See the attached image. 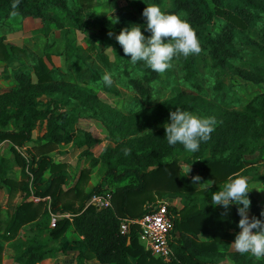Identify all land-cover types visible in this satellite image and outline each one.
Wrapping results in <instances>:
<instances>
[{
    "label": "trees",
    "instance_id": "trees-1",
    "mask_svg": "<svg viewBox=\"0 0 264 264\" xmlns=\"http://www.w3.org/2000/svg\"><path fill=\"white\" fill-rule=\"evenodd\" d=\"M211 1L214 4V10L211 9L207 0H174L173 8L165 12H187L189 14L187 22L195 28L197 37L209 49L214 60L224 63L225 54L233 50L235 30L247 29L254 25L258 18L263 20L261 17L264 15V0ZM77 2L83 8L89 9L94 5L95 0H77ZM13 3L14 0H0V21L12 14L45 20L49 17L48 8H58L71 18L70 20L77 28L82 29L81 24L75 21L80 11H71L68 0H20L15 9L12 7ZM214 15L224 21L221 29L215 32L212 31L211 21ZM262 25L260 31L264 40V21ZM83 31L86 33V29L83 28ZM109 32L113 33L111 38L108 35ZM101 33L103 42L109 39L116 41L115 36L120 33V29L102 28ZM240 38L244 43L258 45L248 37ZM260 48L264 51V43ZM14 53H24V50L3 44L0 39V60L9 59ZM95 57L106 68H111L105 53L97 52ZM33 71V74L28 70L16 73L14 79L17 88L0 94V143L3 140H9L12 143L10 148L14 153L15 162L22 168V172L30 175L31 180L29 188L27 181L18 183L8 177L7 170L0 159V181L8 185L10 191L18 187L24 192V200L15 207L14 211L11 213L8 211L7 217H0V264H2L3 249L1 242L16 239L19 230L27 224L29 228L23 231L25 238L15 240L19 251L13 256V260L17 264H45L49 252L64 251L63 234L69 225H72L75 233L81 237L74 243L79 261L82 258L94 257L101 264H130L128 257L131 256L134 258V264H165L140 245L134 225H131L125 234L120 232L119 226L123 218L133 219L143 215L147 211V203L154 199L152 195L154 191L160 195L166 193L191 195L195 192L207 191L205 188L198 189V185L193 183V177L196 175L190 178L183 176L174 153L183 150V146L180 144L170 146L165 138V129L161 127L148 131L136 139H123L114 147L106 148L100 157H95L91 149L99 143L100 139L94 137L87 129L79 128L80 121L94 117L100 119L109 134L117 132L125 135L133 132L130 126L137 122V119L130 121V115L121 114L110 105L103 103L95 93L85 91L66 81L63 78L64 72L49 68L41 58L34 64ZM238 73L245 79L260 82L264 76V67L253 65L251 70H239ZM84 74L87 83H96L99 79V73L94 67L87 66ZM154 75L153 71L142 77L128 78L125 84L131 87L133 93L145 95L148 90L143 81L151 80ZM115 81L116 85L119 84L117 80ZM102 86L106 91L115 89L113 85ZM73 100L77 102L76 107L65 110V106L71 105ZM78 107L87 108L91 111V115H86ZM250 110L254 113L243 114L237 111L220 110L215 115L218 123L210 140L202 142L198 152L191 153L192 157L201 161L197 175L202 178L200 183L212 180L215 183L213 187L221 188L230 175L243 167L245 162L242 160L243 155L257 151L255 147L249 150V139L252 134L249 132L255 131L253 137L264 134V108L252 107ZM252 114H257L261 123L251 125ZM36 120H42L41 125H44L45 131L35 141L38 145H33L32 149H26V156H23L15 150V145L24 146L26 142L32 141L31 134ZM10 122L17 129H7ZM77 131L80 132L79 135ZM42 139L46 142L40 144ZM69 142L80 150V158H90L92 165L98 162L104 164L105 173L111 176L112 181L119 182L122 178L133 175L126 183L115 185L113 190L103 187L102 183H97L84 193L78 187V182L83 178L85 171L81 169L78 171L79 174L77 173L76 183L66 187L70 179L66 163L53 160L48 153L57 144ZM125 149L130 150L129 155H125ZM207 149L210 155L204 158L203 153ZM229 149L231 150L228 155L216 156ZM166 156L171 158L163 162ZM118 164L124 165L121 171L116 168ZM41 177L47 178L43 184L38 183ZM261 179L264 183V175ZM106 191L111 192L110 207L98 208L93 204H87L93 194ZM31 194L40 198L48 196L51 204L55 201L62 202L64 197L70 196L79 200V203L75 205L73 201L62 202L59 207L52 209V212L68 213L69 218H59L54 227H49L50 213L45 202L41 200L35 203L33 200H28ZM145 195V199L141 200ZM249 198L254 204L255 199L250 193ZM171 211L174 213L172 209ZM237 214L234 205L227 211L222 207L207 206L198 210H194L193 206L184 209L181 219L173 220V228L182 229L180 226L186 224L188 227L181 230L178 238H170L169 245L173 256L169 264H219L218 257L223 252L218 250V242L235 240L236 237L235 233L225 232L222 226L224 224L230 226L232 218ZM189 223H197V225L190 227ZM45 229H47V237L41 239L39 235L44 233ZM198 232L212 235L211 243L209 245L197 243L195 238ZM60 237V245L52 248L50 244ZM212 250H215L214 254ZM228 254L236 264H261L253 257L240 255L238 252H228ZM213 255L216 256L213 257Z\"/></svg>",
    "mask_w": 264,
    "mask_h": 264
},
{
    "label": "rangeland",
    "instance_id": "rangeland-1",
    "mask_svg": "<svg viewBox=\"0 0 264 264\" xmlns=\"http://www.w3.org/2000/svg\"><path fill=\"white\" fill-rule=\"evenodd\" d=\"M207 2L211 9L214 10L212 1L207 0ZM68 3L71 11L75 12L76 8L79 7L80 15L75 21L81 24L82 29L76 27L80 30L77 34L69 30L65 34V38L61 32H58L54 36L56 40L52 51L61 53L66 62V68H63V72L65 73V77L63 78L71 84L83 88L85 91L95 93L103 103L110 105L121 114L130 115V121L137 119V122L130 126L133 132H128L125 135L118 134L117 132L112 135L109 134L100 122V119L94 117L89 118L88 121L78 123L79 128L87 129L94 137L100 139V143L92 148L95 157H100L106 148L114 147L117 142L123 139H136L148 131L160 129L165 123H170V112L175 111L176 108L187 110L202 118H215V115L220 110L248 114L254 113L250 110L252 107L257 109L264 108V76L262 81L253 82L243 78L238 73L239 70H251L253 65L264 67V51L260 48L264 43L261 35L262 32L260 31L263 26L264 15L261 17L263 20L260 18L256 20L257 24L255 23L245 30H235V37L232 43L233 50L225 54L224 63L214 60L209 49L198 38L202 48L199 55H191L187 58L181 56L174 59L172 62L173 67L163 75L154 72L155 75L151 80L143 81L148 92L145 95H139L133 93L131 87L125 84L127 83V79L142 77L144 74L148 75L153 71L146 67L143 62L132 65L130 63V56H125L122 47L114 39H109V44L108 41L103 42L101 29L112 27L118 28L121 31L126 27L130 28L133 25H138L141 26V31L144 35L149 37L151 33L146 30L147 20L142 15L144 8L155 4L160 6L163 11L170 10L173 8L174 0H95L94 5L89 9L83 8L78 4L77 0H68ZM47 10V13L49 15L52 13L58 21H61L65 17L64 12L58 8H48ZM173 14H177L181 19L186 21L189 17V14L184 11ZM69 19L71 18L69 17ZM211 21L213 32L219 31L224 24V21L215 15ZM69 23H71V20ZM62 25L68 29L73 28V23L69 26L67 22H63ZM83 28L86 29V33L83 31ZM193 29L195 30V28ZM81 33L84 34L82 35ZM240 37H248L258 45L244 43ZM64 41L67 43L65 44L66 46H64ZM41 43L37 44L38 51H33V54L40 53ZM100 51L105 53L110 61V69L102 65L95 57V54ZM87 66L94 67L98 71L99 79L96 83H87V80L84 78V70ZM105 72L113 74L114 90L106 91L103 89L102 76ZM115 80L119 84L116 85ZM56 97L59 98V96ZM76 105L77 102L73 100L72 104L66 106V108L76 107ZM79 109L84 111L86 115H91V111L87 108H84L85 110L83 108ZM252 117L253 123L251 125L261 123L257 114H252ZM249 133H252L250 134L251 139L248 138L250 142L249 150L251 147H255V151L256 149L257 151L245 153L243 160L250 163L256 162L257 159L264 160V134L253 137L255 131H250ZM77 134L79 135L80 132L77 131ZM76 148L74 145H66V148L62 147L59 150L60 157L56 158V161L66 163L70 178L71 175L74 176L73 180L68 181L66 187L68 184L73 185L76 183L78 179L77 173L82 169L85 170L84 175L78 182V187L82 192L89 191L97 183L105 184L107 189L113 190V181L110 180V175L107 176L105 173L106 166L101 162L92 165L90 158H80V150ZM15 150L18 152L17 148ZM230 150L216 156L228 155ZM1 153L3 157L7 158V163L4 162V165L12 167L14 165L13 160H15L14 153L11 154L10 150H6V148H3ZM174 153L183 174H186L190 166L193 167L199 163L196 158L191 156V153L184 149L175 151ZM209 155L210 153L207 149L203 153V156L204 158H208ZM170 158L164 157L163 162L170 160ZM116 168L118 171H121L124 165L118 164ZM142 171H146V169H142ZM253 171L255 170L251 169L250 172L252 173ZM9 175L17 177L14 173H9ZM127 180L126 177L125 182ZM5 188V191L8 192L9 189ZM260 189L263 191V188ZM19 193V190H11V195L8 193L10 198L8 203L9 209H13L17 205L15 197ZM145 194L148 195L149 193ZM145 197L146 195L141 200L145 199ZM39 201L40 199L36 202ZM71 201L76 205L79 203V200L72 196L64 197L62 202ZM39 236L41 239H45L47 237V230ZM2 243L4 242L2 241ZM2 246L4 247V245ZM52 246L55 247L57 245ZM8 247L12 249H4L5 253L2 254V257H4V260L2 258V264H12V261L6 255L10 256L12 250L14 252L13 255L19 251L15 242L12 245H8ZM65 251H68L67 253L65 252L66 259H68L65 264H74V258L75 262L78 263L73 245L72 248L66 245ZM45 262V264H54L53 256L50 262L48 260H45ZM221 264L234 263L224 260L221 261Z\"/></svg>",
    "mask_w": 264,
    "mask_h": 264
},
{
    "label": "crops",
    "instance_id": "crops-1",
    "mask_svg": "<svg viewBox=\"0 0 264 264\" xmlns=\"http://www.w3.org/2000/svg\"><path fill=\"white\" fill-rule=\"evenodd\" d=\"M78 8H76V10H79ZM64 16L65 17L62 18L61 21H58L57 18L54 17V15L52 13L45 20H42L40 18H35L32 16L22 17L19 14H12V15L8 16L7 18L3 19L2 21H0V39L2 40V43L6 44V45H13L15 47H18V48H21L24 50V53H18V54L14 53L11 58H9L7 60H0V94L3 92L17 88V83L14 79V75L16 73H19V72L24 71V70H28L31 74H33V72H34L33 66L38 61L39 58H41L49 68H51V69L55 68V69H58L61 72H63V70H64L63 68H66L65 67L66 66L65 65V63H66L65 59L63 58L61 53H59L57 51L56 52L52 51L53 48L55 47V40H56V39H54V36L58 32H61L65 38V34L68 33L69 30H71V32H73L74 34L75 33L77 34L80 31L76 28V26L74 24H73V28H71V29H68L66 26L62 25L63 22H67V25H69V26L71 23H73L72 21H71V23H69L70 19H69V17H67V15L65 13H64ZM64 38H63V40H64ZM39 42L40 43L43 42V43H41L42 45L40 47V53L33 54V51H38V45L37 44ZM65 44H67V43L64 41V46H66ZM64 109L68 110L66 108V106ZM88 120L89 119H86L84 121H88ZM80 122H83V121H80ZM41 123H42V120H36L35 128L32 130V134H31L32 141L26 142V144L24 146L15 145V149L17 148L18 152L21 155L26 156V149H32L33 145L37 146V144H35V141H37V138L40 137L43 134V132L45 131L44 125H41ZM6 128L9 130L17 129L12 122H10ZM35 136H37V137H35ZM45 142H46V140H44V139H42L40 141V143H45ZM99 143H100V141H99ZM11 145H12V143L9 140L1 141L0 153H1V150L3 148H6V150H10V153L13 154V152L10 148ZM66 145H72V143L69 142V143L57 144L48 153L49 156L52 157L53 160H56V158L60 157V154L58 153L59 150H61L62 147L66 148ZM0 159L2 161L4 168L7 170L6 175L8 177H11L13 180H15L18 183H25L27 181L28 186L30 188V182H31L30 175L28 173L26 174V173L22 172V168L17 165L15 160H13L14 165L12 167H7L6 164L4 165V162H6L7 158L3 157L2 153L0 155ZM196 160L199 162V159H196ZM242 160H243V157H242ZM200 165L201 164L199 162V163H197L196 166L191 167V171H190L191 173L188 175L183 174V171H181V172H182L183 176L186 178H190L192 175L197 176L199 169H200ZM253 166H255V167H253ZM251 169H253L255 171H253L251 173L250 172ZM67 172H68V170H67ZM9 173H14V175L17 177L11 176V175H9ZM69 175H70V173H69ZM132 175L133 174H131L130 176H132ZM263 175H264V160L257 159L256 162H251V163L250 162H244L243 167L238 172H236V173H234L228 177V179L229 178L235 179L239 176L248 177L250 187L253 188V190L250 192V195H251V197H253L255 199L254 204L251 203V205H250L248 215L250 218L252 216H255L261 220H264V216H261V212H264V183L261 179V177ZM130 176H126L127 179ZM73 177L74 176L71 175V178L69 180H71V179L73 180L74 179ZM126 177L122 178L121 181H119V182L113 181L112 184H114V186L124 184L127 182V181L125 182ZM109 178L111 180V176H109ZM46 179H47L46 177H41L38 183L43 184L46 182ZM228 179H227V181H228ZM102 186L105 187L106 185L102 184ZM5 187H7V190L10 188L8 185H5L3 181H0V217L1 218L7 217L8 211L10 213L13 212L15 207L20 202H22L24 200V192L17 187L18 189L16 188L14 190V191L19 190V192H20L15 197V202L17 203V205L13 209H9L8 203L10 200V198H9L10 190H8V192L5 191L6 190ZM260 188H263V191H261ZM198 189H204V188H201L200 186H198ZM205 189H207V191L205 193L195 192L191 195H187V194L186 195H171L168 193L160 195L154 191V192H152L154 199L151 202L147 203L146 208L148 207V205L155 204L157 201H164V202L168 203L169 206L171 207V209L174 211V213H175L174 219L180 220L182 211L184 209H186L187 207L193 206L194 210H198L199 208L204 207V206L213 207L211 204V196H212L213 192L218 191L220 188L216 189L215 187L211 186V188H205ZM157 195H159V196H157ZM35 197L36 196L31 194L28 197V200H33L35 203H37L33 199ZM38 198L40 199V201L42 200L45 202V206H46L48 212L50 213L49 219H51L52 215H56L57 218L59 219V218L64 217V214H68L66 212H61V211H55V212L51 211L52 209H55L56 207H59L61 205L60 201H55L53 204H51V201H50L48 196L44 197V198H40V197H38ZM233 205L235 206L236 209L238 208L237 205H235V204H233ZM252 205H254V206H252ZM67 218H69V216ZM239 220H240V216L237 214V216L232 218L230 226H228L227 224H224L222 226L223 230L225 232L235 233L237 235L240 231V229L238 228ZM35 223L33 225H35ZM48 225H49V227H51L50 226V220H49ZM48 225H47V227H48ZM186 225H181L180 228H182V229H179V227L173 228L171 231V234H170V238H178L180 233H181V230L186 229V227H188ZM193 225H197V223L196 224H193V223L190 224V227H192ZM28 228H29L28 224L23 225L22 228L19 230L16 239L21 238L23 240L25 238V233L23 231L25 229H28ZM46 230L47 229H45V232H46ZM63 238L65 241L62 242V245L63 246L65 245L64 246L65 248H66V245H68L70 248H72V245L74 247V250L76 253L75 254L76 259L78 261V263L75 262V258H74V264H101L94 257L93 258H87V259L82 258V260L79 261L80 259L78 257V251L76 250L74 243H75V241L79 240L81 237L77 233H75L72 225L68 226V228L66 229V231L63 234ZM16 239L11 240V241H5L4 243L1 242V244L4 245V247L2 249V254L5 253L4 249H10V250L12 249L11 247H8V245H12ZM195 239H196V242L199 244L209 245V243H211L213 237L209 233L198 232L196 234ZM233 242H234L233 239H230L227 242H225V241L218 242V245H219L218 250L223 252V254L220 257H218V259L220 258L219 264H221V261H224V260L232 261L234 264H236L228 254V252H237L231 245ZM60 243H61V237L58 238L57 241L52 242L50 245L51 246L57 245L55 247H58L60 245ZM140 245L143 247V245L141 243H140ZM52 248H53V246H52ZM214 251L215 250H212L213 254H214ZM225 251H226V253H225ZM65 252H66L65 249H64V251L49 252L46 260H48V262H50L51 257L53 256L54 264H65L66 260H68V259H66V257H67L66 253L68 251L66 253ZM11 253L12 254L10 256L6 255V254L5 255L7 256V258H9L12 261V264H17L13 260V256H14L13 250ZM50 254H51V256H50ZM75 255H74V257H75ZM216 255H213V257H215ZM244 256L252 257L250 254H244ZM2 258L4 260V257H2ZM128 261L130 264H134V258H132L131 256L128 257ZM258 261L261 264H264V259H260ZM107 264H115V263H107Z\"/></svg>",
    "mask_w": 264,
    "mask_h": 264
},
{
    "label": "clouds",
    "instance_id": "clouds-1",
    "mask_svg": "<svg viewBox=\"0 0 264 264\" xmlns=\"http://www.w3.org/2000/svg\"><path fill=\"white\" fill-rule=\"evenodd\" d=\"M19 3L20 0H14L13 9ZM142 15L147 20L146 30L151 33L149 37L144 35L141 26L138 25L126 27L115 36L125 56H130L132 65L143 62L152 71L163 75L173 67L174 59L201 53L202 48L196 31L189 22L177 14L167 13L154 4L145 7ZM108 35L111 38L113 33L109 32ZM102 81L111 87L114 83L113 74L105 72ZM217 123L214 117L202 118L187 110L176 108L170 112V123H165L163 127L170 146L180 144L185 151L196 153L200 150L202 142L210 140ZM124 151L125 155L130 154L129 149ZM190 171L191 166L185 175ZM201 179L195 176L193 183L201 188H211L215 184L212 180L200 183ZM252 190L248 177L229 178L218 191L213 192L211 204L213 207H222L225 211L233 204L238 206L240 231L231 245L241 255L250 254L256 260H260L264 259V220L255 216L250 218L248 215L251 205L249 193ZM261 216H264V212H261Z\"/></svg>",
    "mask_w": 264,
    "mask_h": 264
},
{
    "label": "built area",
    "instance_id": "built-area-1",
    "mask_svg": "<svg viewBox=\"0 0 264 264\" xmlns=\"http://www.w3.org/2000/svg\"><path fill=\"white\" fill-rule=\"evenodd\" d=\"M38 201L39 198H33ZM87 204H93L98 208L111 206V192L106 191L99 194H93ZM64 214V217H68ZM175 213L171 207L164 201H157L155 204L148 205L147 211L137 218H123L120 222L119 230L122 234L128 232L131 225L137 229L138 241L143 245L152 256L160 259L163 263L171 262L173 252L169 245L170 234L173 229V220ZM57 216L52 215L50 226L54 227Z\"/></svg>",
    "mask_w": 264,
    "mask_h": 264
}]
</instances>
